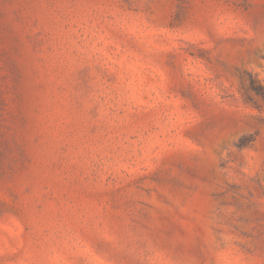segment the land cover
Instances as JSON below:
<instances>
[{"label": "rangeland", "instance_id": "374dc122", "mask_svg": "<svg viewBox=\"0 0 264 264\" xmlns=\"http://www.w3.org/2000/svg\"><path fill=\"white\" fill-rule=\"evenodd\" d=\"M0 264H264V0H0Z\"/></svg>", "mask_w": 264, "mask_h": 264}, {"label": "trees", "instance_id": "16d2710c", "mask_svg": "<svg viewBox=\"0 0 264 264\" xmlns=\"http://www.w3.org/2000/svg\"><path fill=\"white\" fill-rule=\"evenodd\" d=\"M249 84H250V89L253 90L255 93L258 94L263 93V89L261 88V86L256 85L251 78L249 79Z\"/></svg>", "mask_w": 264, "mask_h": 264}]
</instances>
